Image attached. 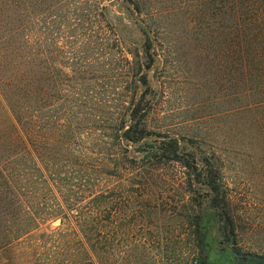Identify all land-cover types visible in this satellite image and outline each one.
Returning a JSON list of instances; mask_svg holds the SVG:
<instances>
[{
    "label": "rangeland",
    "instance_id": "obj_1",
    "mask_svg": "<svg viewBox=\"0 0 264 264\" xmlns=\"http://www.w3.org/2000/svg\"><path fill=\"white\" fill-rule=\"evenodd\" d=\"M59 1L51 15L59 14L60 23L66 18L71 25L59 30L51 16L47 45L51 53L59 47L62 62L73 47L84 50L81 15L95 16L101 5L105 21L102 25L101 19H93L94 36L100 31L108 37L104 26L113 28V105L109 109L113 111V139L108 130L75 125L57 130L34 124L32 172H44L48 178L49 184L42 186L50 206L55 208L63 203L65 193L80 192L89 182L99 209H105L102 202L109 198L116 254L122 252L119 239H141L153 245L159 241L161 246L147 247L144 256L176 264L177 242L188 232L184 219L201 203L206 252L224 253L221 243L228 241L240 253L264 259V137L262 128L252 125V118L240 111V85L229 72L221 35L226 22L214 10L217 0H48L51 6ZM87 33L91 38L93 33ZM148 37L156 60L148 71L149 88L141 87L139 97L146 102L144 123L150 135L142 144H128L117 139L115 130L116 114L127 95L125 80L117 78L118 65H127L118 61L117 40L130 61L139 52L144 63H150L144 54ZM2 114L6 117L7 113ZM170 139L179 141L185 155L194 154L203 169L209 168L205 158L220 169L219 183L233 200L239 227L236 237L221 230L225 220L211 208L209 190L194 186L191 192L192 172L183 162H158L148 155L154 141ZM85 169L91 176L86 177ZM56 170L61 173L58 183L54 181L57 176L53 178ZM89 196L85 195L81 206L89 202ZM155 201L160 204L158 211ZM56 220L61 224L55 225ZM61 225L62 218L53 217L43 230Z\"/></svg>",
    "mask_w": 264,
    "mask_h": 264
},
{
    "label": "trees",
    "instance_id": "obj_2",
    "mask_svg": "<svg viewBox=\"0 0 264 264\" xmlns=\"http://www.w3.org/2000/svg\"><path fill=\"white\" fill-rule=\"evenodd\" d=\"M60 3L51 6L48 0H0V264H161L160 258L153 261L142 252L161 246L159 241L153 245L141 239H119L122 252L116 254L109 198L102 202L105 209H99L89 182L80 192L65 193L63 203L54 208L42 186L49 184L48 178L44 172H32L36 123L57 130L68 125L108 130L113 139V111L109 110L113 105V28L104 26L110 32L108 37L100 31L94 36L93 21L101 19L104 25V8L98 5L95 16L84 13L78 18L84 50L73 47L62 62L59 47L51 53L47 45L52 17L59 30L71 25L66 18L60 23L59 14L51 15V9ZM214 8L226 22L221 35L229 72L238 77L240 111L254 120H250L252 125L263 129L260 134L264 137V0H217ZM87 32L93 33L91 38ZM104 40L108 43L101 44ZM117 47L119 63L127 64L117 67V78L125 80L127 95L116 114V137L124 143L142 144L150 134L144 123L146 102L139 91L149 88L148 71L156 60L153 43L148 37L144 46L150 63H144L139 52L130 61L118 40ZM150 147L152 160L181 161L192 176L196 175L194 179L191 176L190 188L209 190L211 208L225 220L221 230L236 237L239 227L233 200L219 183L220 169L207 158L209 168L203 169L194 154L185 155L177 139L156 140ZM83 172L91 176L89 170ZM53 174L58 183L61 173L56 170ZM88 194L91 199L81 206ZM159 206L155 201L154 209L158 211ZM197 206L198 210L192 208L193 215L184 219L188 232L177 242L176 264H233L228 251L206 252L202 205ZM99 214L104 215L102 220ZM53 217H61L62 225L43 230Z\"/></svg>",
    "mask_w": 264,
    "mask_h": 264
},
{
    "label": "flooded vegetation",
    "instance_id": "obj_3",
    "mask_svg": "<svg viewBox=\"0 0 264 264\" xmlns=\"http://www.w3.org/2000/svg\"><path fill=\"white\" fill-rule=\"evenodd\" d=\"M228 241H224L223 243H221L222 247H223V250L227 251V247H229V245H227ZM233 248V247H232ZM234 249V248H233ZM237 253L241 254L242 257L237 260V258L231 254L233 256V261H234V264H264V259H262L261 257H257V261L259 260L260 263H257V261L255 260H252V259H249L244 253H240L239 251H237L236 249H234Z\"/></svg>",
    "mask_w": 264,
    "mask_h": 264
},
{
    "label": "water",
    "instance_id": "obj_4",
    "mask_svg": "<svg viewBox=\"0 0 264 264\" xmlns=\"http://www.w3.org/2000/svg\"><path fill=\"white\" fill-rule=\"evenodd\" d=\"M61 224V220H56L55 221V225H60ZM227 251L230 253V254H233L237 260H239L242 255L237 253L231 246L227 247ZM249 259H252V260H255L257 261V257L256 256H253V255H248L247 256ZM264 262V261H263ZM257 263H260V261L258 260Z\"/></svg>",
    "mask_w": 264,
    "mask_h": 264
}]
</instances>
